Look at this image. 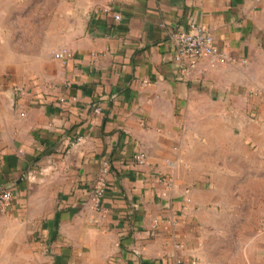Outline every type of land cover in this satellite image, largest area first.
Here are the masks:
<instances>
[{
    "label": "crops",
    "instance_id": "crops-1",
    "mask_svg": "<svg viewBox=\"0 0 264 264\" xmlns=\"http://www.w3.org/2000/svg\"><path fill=\"white\" fill-rule=\"evenodd\" d=\"M6 190L0 264H205L235 224L264 264V0H0Z\"/></svg>",
    "mask_w": 264,
    "mask_h": 264
},
{
    "label": "built area",
    "instance_id": "built-area-1",
    "mask_svg": "<svg viewBox=\"0 0 264 264\" xmlns=\"http://www.w3.org/2000/svg\"><path fill=\"white\" fill-rule=\"evenodd\" d=\"M115 17L120 19L121 16L116 14ZM176 51L178 58L199 59L209 57L212 59H224L225 54L219 49L211 31L200 24H192L190 29L182 30L175 35ZM73 55L69 49H62L55 53V57L61 60L71 58ZM184 71H187L184 69ZM99 111V108L96 109ZM135 162L138 165L147 164V156L144 151H140L135 156ZM107 182L102 178L90 196V202L97 208L101 209L106 194ZM14 194L10 190L3 191L0 194V206L8 207L12 204Z\"/></svg>",
    "mask_w": 264,
    "mask_h": 264
},
{
    "label": "rangeland",
    "instance_id": "rangeland-1",
    "mask_svg": "<svg viewBox=\"0 0 264 264\" xmlns=\"http://www.w3.org/2000/svg\"><path fill=\"white\" fill-rule=\"evenodd\" d=\"M240 219L234 217V221ZM229 228L231 230L225 229L223 234L208 239L207 244L210 247L206 251L205 264H246L240 247L245 242L248 229L236 224Z\"/></svg>",
    "mask_w": 264,
    "mask_h": 264
}]
</instances>
